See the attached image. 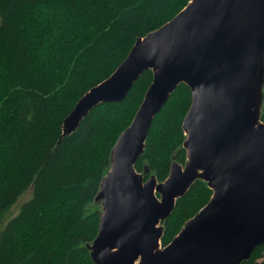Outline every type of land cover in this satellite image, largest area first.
<instances>
[{
  "label": "trees",
  "instance_id": "16d2710c",
  "mask_svg": "<svg viewBox=\"0 0 264 264\" xmlns=\"http://www.w3.org/2000/svg\"><path fill=\"white\" fill-rule=\"evenodd\" d=\"M191 1L0 0V264H95L89 245L103 212L96 198L153 72L146 71L123 102L94 108L65 137L64 121L139 38ZM191 105V89L181 84L155 117L136 165L145 181L155 176L162 183L174 162L187 163L183 123ZM212 197L205 181L192 184L162 223L163 247ZM243 264H264V245Z\"/></svg>",
  "mask_w": 264,
  "mask_h": 264
},
{
  "label": "water",
  "instance_id": "95a60500",
  "mask_svg": "<svg viewBox=\"0 0 264 264\" xmlns=\"http://www.w3.org/2000/svg\"><path fill=\"white\" fill-rule=\"evenodd\" d=\"M153 82L119 137L96 201L103 206L95 264H243L264 245V0H192L172 21L139 38L110 78L91 89L63 125L73 134L101 104L123 102L146 72ZM181 84L185 167L145 181L136 165L155 117ZM201 179L210 202L161 248L177 200ZM159 195L161 198H159Z\"/></svg>",
  "mask_w": 264,
  "mask_h": 264
},
{
  "label": "rangeland",
  "instance_id": "374dc122",
  "mask_svg": "<svg viewBox=\"0 0 264 264\" xmlns=\"http://www.w3.org/2000/svg\"><path fill=\"white\" fill-rule=\"evenodd\" d=\"M186 165V164H185ZM185 165H183L185 167ZM29 195H25L21 200L20 202L18 203V205L11 211L10 214H8L7 218H11L13 217L14 215H16L19 211V208H20V205L25 201L27 200L29 197ZM159 198H161V196L159 195ZM100 208L103 210V206L101 205ZM161 248H164L162 243H161Z\"/></svg>",
  "mask_w": 264,
  "mask_h": 264
}]
</instances>
